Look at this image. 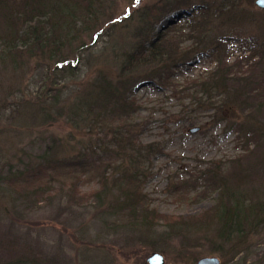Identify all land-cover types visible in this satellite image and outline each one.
Segmentation results:
<instances>
[{
  "label": "rangeland",
  "instance_id": "1",
  "mask_svg": "<svg viewBox=\"0 0 264 264\" xmlns=\"http://www.w3.org/2000/svg\"><path fill=\"white\" fill-rule=\"evenodd\" d=\"M209 1L215 6L207 28L227 41L230 62L240 56L241 40L250 36L262 43L264 55V8L256 0ZM158 2L104 0L105 13L91 22L88 34H81L88 47L64 50L69 60L63 63L64 69L68 67L66 73L56 70V62L39 58H20L16 65L0 60V173L40 160L54 143L55 154L66 155L73 147H81L80 142H94L102 135L98 128L86 125L80 113L74 119L70 110L100 71L109 77L116 75L123 53L130 49L141 11ZM185 14V9L173 11L156 30L188 32L191 23ZM97 32L99 37L94 38ZM182 38V46L192 52L189 64L175 69L166 85L138 83L132 95L140 106L132 116L139 139L157 142L161 148V153L146 164L150 174L144 183L151 205L158 211V225L147 228L126 223L112 214L109 204L114 195L99 200L94 191L100 185L94 177L80 182L81 193H85L81 199L66 203V199L47 196L30 206V211L13 201L0 184V216L6 217L0 221V260L26 258L23 255L31 250L41 252L47 262L53 259L59 264H145L148 256L158 251L165 255L164 264H198L204 257L217 258L219 264H235L246 257L244 264H264L263 230L241 244L244 249L237 254L233 251L237 248L230 249L233 242L227 241V255H223L217 251L222 240L210 218L212 212L205 220L192 217L208 211L218 200L217 189L203 191L200 182L194 185L204 169L223 170L222 176L231 187L240 185L249 193L262 190L264 176H229L230 160L245 153L243 140L237 129L227 130L226 121L214 117L212 103L202 100L197 104L193 99L195 93L188 89L189 84L206 76L216 62L200 53L193 45L195 39ZM204 40L208 42L210 37ZM213 101L220 104L222 96ZM225 108L227 116H242L231 103ZM195 127L199 130L192 132ZM168 226L175 229L165 233Z\"/></svg>",
  "mask_w": 264,
  "mask_h": 264
},
{
  "label": "trees",
  "instance_id": "2",
  "mask_svg": "<svg viewBox=\"0 0 264 264\" xmlns=\"http://www.w3.org/2000/svg\"><path fill=\"white\" fill-rule=\"evenodd\" d=\"M213 4L209 0H159L154 7L146 6L116 75L109 77L100 71L70 110L74 119L80 113L82 121L98 128L102 135L94 142H80L81 147H73L66 155L55 154L57 144L54 143L40 160L0 173V184L12 195L13 201L28 211L47 196L66 199V203L76 201L85 195L79 184L89 176L98 180L100 186L94 193L99 200L114 195L109 204L112 214L126 223L156 227L158 211L152 207L144 183L150 174L146 164L161 153V148L157 142L143 143L139 139L132 116L140 106L132 95L138 83L166 85L175 69L189 64L192 52L190 47L182 46L184 35L195 39L193 45L201 49L200 53L216 62L206 76L189 84L188 89L196 95L193 99L197 104L202 100L212 103L214 117L223 118L227 130L237 129L239 139L243 140L240 142L245 153L230 160L229 176L238 173L264 176L263 45L253 36L242 39L240 56L230 62L227 41L207 28ZM179 9H185L189 17L188 32L176 30L172 34L169 29L156 30L158 23ZM104 13V0H0V60L16 65L20 58H39L42 62H56V70L66 73L68 67L64 69L63 63L69 60L64 50L67 47L86 49L88 45L81 34H88L91 22ZM98 32L94 38L99 37ZM206 37H210L208 42L204 40ZM216 96H222L220 104L213 101ZM230 103L242 116H227L229 111L225 107ZM230 113L235 114L231 110ZM69 138L76 139L74 135ZM224 173L221 169L206 168L196 177L194 185L200 182L203 191L217 189L218 200L208 211L192 217L205 220L212 212L210 218L222 240L217 244V251L227 255L224 246L227 241L233 242L228 245L232 246L230 249L237 248L233 250L237 254L244 249L241 244L258 235L259 229L264 231V187L260 192L254 190L257 194L241 190L240 185L231 187L222 176ZM55 184L58 185L56 192L51 193ZM4 219L5 216H0V221ZM174 229L168 226L165 233ZM23 257L26 258L0 260V264H23V261L59 264L53 259L47 262L41 252L31 250ZM247 259L237 260L235 264H244Z\"/></svg>",
  "mask_w": 264,
  "mask_h": 264
},
{
  "label": "water",
  "instance_id": "3",
  "mask_svg": "<svg viewBox=\"0 0 264 264\" xmlns=\"http://www.w3.org/2000/svg\"><path fill=\"white\" fill-rule=\"evenodd\" d=\"M256 4L259 7L264 8V0H256ZM174 18H178V17H176V15H175ZM140 85L144 86L145 82L140 84ZM197 130H199L198 127L191 129L192 132H196ZM164 263H165V255L161 252L155 251L148 256L145 264H164ZM198 264H219V260L217 258H213V257H204L198 261Z\"/></svg>",
  "mask_w": 264,
  "mask_h": 264
}]
</instances>
